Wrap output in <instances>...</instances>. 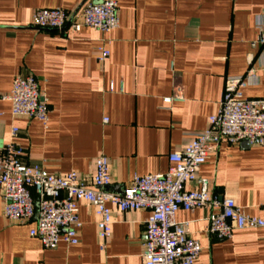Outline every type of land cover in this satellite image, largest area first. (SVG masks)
Instances as JSON below:
<instances>
[{
  "label": "crops",
  "instance_id": "crops-1",
  "mask_svg": "<svg viewBox=\"0 0 264 264\" xmlns=\"http://www.w3.org/2000/svg\"><path fill=\"white\" fill-rule=\"evenodd\" d=\"M115 1L119 26L103 32L32 24L37 9L77 12L84 0H0V146L17 127L14 141L24 162L54 175L78 171L93 189L95 159L104 155L107 189L120 192L135 175L175 167L169 154L207 126L228 77L254 67L258 80L243 93L264 99V45L251 46L258 23L264 27V0ZM102 46L110 56L100 63ZM17 75L37 78L49 105L46 126L12 116L8 95ZM179 83L183 100L166 103ZM199 174L213 193L264 218V146L222 140ZM4 202L0 190V264L142 263L148 209L113 208L111 236L101 249L94 207L81 201L79 242L46 249L30 233L35 222L7 219ZM207 216L206 208L180 209L175 216L201 245L197 264H264V228L236 229L230 239H218L208 232Z\"/></svg>",
  "mask_w": 264,
  "mask_h": 264
},
{
  "label": "built area",
  "instance_id": "built-area-1",
  "mask_svg": "<svg viewBox=\"0 0 264 264\" xmlns=\"http://www.w3.org/2000/svg\"><path fill=\"white\" fill-rule=\"evenodd\" d=\"M118 10L115 0H85L77 12L62 8L37 9L32 24L41 29L73 31L89 26L106 32L119 26ZM258 28V37L251 43L253 48L264 45L263 24L258 23ZM99 50L97 60L103 63L110 51L105 46ZM257 78L254 67L242 76L228 77L207 126L197 131L181 149L169 154V161L175 167L163 174L135 175L120 192L107 189L111 174L104 155L95 159L92 181L96 189L81 182L78 171L54 175L42 164L24 162L21 159L24 151L14 141L20 130L13 127L12 140L0 146L4 216L15 222L34 221L31 235L37 237L44 248L55 249L60 241L79 242L82 223L78 206L86 201L94 207L98 217L96 228L103 249L112 232L113 208L120 212L148 209L141 264H197L201 245L183 223L175 220L180 209H208V232L218 239H230L236 229L264 228V218L247 214L231 197L213 193L210 180L199 174L211 148L222 140L264 146V99L248 98L243 93ZM183 98V85L179 83L165 102ZM8 99L13 117L36 118L47 125L49 105L35 76L17 75ZM261 208L264 210V203Z\"/></svg>",
  "mask_w": 264,
  "mask_h": 264
},
{
  "label": "water",
  "instance_id": "water-1",
  "mask_svg": "<svg viewBox=\"0 0 264 264\" xmlns=\"http://www.w3.org/2000/svg\"><path fill=\"white\" fill-rule=\"evenodd\" d=\"M85 1V0H84ZM83 4V3H82Z\"/></svg>",
  "mask_w": 264,
  "mask_h": 264
}]
</instances>
